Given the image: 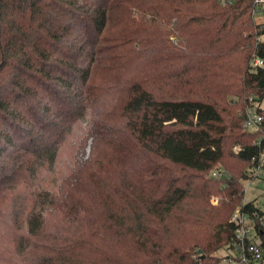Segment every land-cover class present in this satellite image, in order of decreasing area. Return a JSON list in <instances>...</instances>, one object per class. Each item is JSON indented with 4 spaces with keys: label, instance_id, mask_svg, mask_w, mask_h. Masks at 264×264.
Returning a JSON list of instances; mask_svg holds the SVG:
<instances>
[{
    "label": "trees",
    "instance_id": "trees-1",
    "mask_svg": "<svg viewBox=\"0 0 264 264\" xmlns=\"http://www.w3.org/2000/svg\"><path fill=\"white\" fill-rule=\"evenodd\" d=\"M222 1L0 0V264H222L264 220V27Z\"/></svg>",
    "mask_w": 264,
    "mask_h": 264
},
{
    "label": "built area",
    "instance_id": "built-area-1",
    "mask_svg": "<svg viewBox=\"0 0 264 264\" xmlns=\"http://www.w3.org/2000/svg\"><path fill=\"white\" fill-rule=\"evenodd\" d=\"M228 0H223L226 3ZM254 17H262L260 22L264 27V0H255V8L253 10ZM263 61H255V66H262ZM246 128L252 129L257 127L263 121L259 115L250 113L247 116ZM257 174L262 175L264 171V156L258 159ZM217 173H214L216 176ZM230 223L236 227L237 243L233 246V253L229 257H225L222 264H264V248L262 247V240L260 234H264V220L257 218L236 209L235 214L230 219Z\"/></svg>",
    "mask_w": 264,
    "mask_h": 264
},
{
    "label": "rangeland",
    "instance_id": "rangeland-1",
    "mask_svg": "<svg viewBox=\"0 0 264 264\" xmlns=\"http://www.w3.org/2000/svg\"><path fill=\"white\" fill-rule=\"evenodd\" d=\"M260 20H262V17H258L257 18V22H259L260 24ZM248 95V94H247ZM234 99L232 101V104L228 107L229 109H232V112L235 111L236 113H241V109H242V105L240 104V102H242L243 97H239V95H234L232 96ZM229 101V99L227 100ZM236 105V106H233ZM261 111H263L264 113V101L263 104L261 106ZM91 142H89L87 148H86V153L89 156L90 155V147H91ZM221 168V170L223 171V173L225 175H230L232 177L236 176L235 171L236 170H242V166L240 164H237V162L234 160V158H232L231 156H228L224 163L221 164L219 166ZM220 170V169H219ZM188 173L192 174L191 171H188ZM181 175H184L183 173H179ZM222 196H213L211 198V204L213 206H217L219 207L220 205V201H221ZM256 201L257 205L259 206V208H261L264 211V181L262 179H256V180H252L249 182H245V199H244V203H250ZM233 249V248H232ZM233 253V251H229L227 249H221V251H219L217 253L218 256L220 257H229L231 254ZM227 264V263H225Z\"/></svg>",
    "mask_w": 264,
    "mask_h": 264
}]
</instances>
